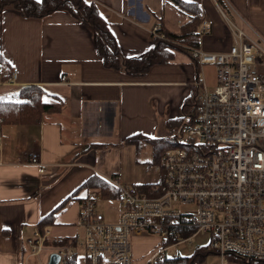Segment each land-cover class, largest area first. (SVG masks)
<instances>
[{
  "label": "crops",
  "instance_id": "0c3cea01",
  "mask_svg": "<svg viewBox=\"0 0 264 264\" xmlns=\"http://www.w3.org/2000/svg\"><path fill=\"white\" fill-rule=\"evenodd\" d=\"M89 1L107 21L124 58H140L153 48L155 28L160 34L178 33L187 21L166 0ZM183 1L198 4L202 23L207 22L206 32L200 27L198 49L203 52L226 53L238 44L231 24L264 39V0ZM0 55L16 72L15 80L0 85V97L37 85L45 88L50 100L55 97L62 103L61 112L44 115L38 124L1 128L0 264H33L28 240L52 213L49 246L80 234L81 202L90 190L83 185L92 176L149 185L152 179L140 167L142 149L127 140L176 137L182 121H187L188 101L204 90L211 93L217 83L216 68L199 64L186 49L174 50L171 63L155 65L144 76L108 69L97 53L94 30L65 11L40 19L10 8L3 11ZM31 153L40 155L45 173L29 163ZM149 240L156 241L138 253L135 243ZM160 245L156 236H135L133 264H147ZM44 249L41 254L48 251L50 260L59 248ZM85 262L83 253L77 255L75 264ZM224 264L240 263L228 259Z\"/></svg>",
  "mask_w": 264,
  "mask_h": 264
},
{
  "label": "built area",
  "instance_id": "2783aa9c",
  "mask_svg": "<svg viewBox=\"0 0 264 264\" xmlns=\"http://www.w3.org/2000/svg\"><path fill=\"white\" fill-rule=\"evenodd\" d=\"M231 27L238 44L228 52H191L199 64L216 68L217 83L200 95L194 125H183L174 137L180 146L161 156V182L146 189L109 179L119 191L116 223L99 211L101 192L89 190L80 207L82 232L75 247L58 249L59 264L81 253L86 264H133L132 240L144 235L161 239L147 263L157 264L168 249L198 234L208 236L206 249L222 264L264 261V39ZM207 28L204 21L202 32ZM152 32L165 39L158 28ZM29 163L45 173L38 153H31ZM188 206L196 211L182 210ZM188 231L193 234L186 236ZM49 236L34 231L28 240L33 255L44 250Z\"/></svg>",
  "mask_w": 264,
  "mask_h": 264
},
{
  "label": "trees",
  "instance_id": "16d2710c",
  "mask_svg": "<svg viewBox=\"0 0 264 264\" xmlns=\"http://www.w3.org/2000/svg\"><path fill=\"white\" fill-rule=\"evenodd\" d=\"M166 1L170 2L183 17H186L187 21L181 26L178 33L164 32L165 39L156 38L153 48L140 58H124L114 35L109 30L107 21L101 15L96 4L89 0H1L0 16L3 11L9 8L19 12L26 18L39 19L59 11L68 12L80 23L94 30L97 53L106 68L124 70L131 76H144L155 65L171 63L173 61L174 50L186 49L192 57V50H196L199 47L200 27L202 24V10L200 6L196 3H189L183 0ZM13 72L14 69H12L8 60L0 55V85L10 83ZM199 97L200 95H196L188 101L184 109V118H187V121H182L181 124L189 127L194 125L198 117ZM61 111L62 103L55 97L50 100L43 86L28 85L19 87L14 93L0 99V132L1 128L5 125L30 126L40 123L46 114H55ZM142 139L154 141L156 145H158L157 142L162 144L166 141L170 145L169 148L180 146L176 138L151 140L135 136L129 138L127 142L140 147L139 144ZM158 148H156L157 154L153 162L155 165L159 164L161 156L169 149H166L164 146H158ZM152 186L154 185L149 184L138 187L147 189ZM83 187L100 191L103 201H117L119 197L118 189L109 183L108 180L98 175L92 176ZM64 204L57 210L62 208ZM54 216L55 213H52L40 221L38 230L41 233L45 234L48 228L54 224ZM184 234L187 236L193 234V231H188ZM50 242V239H47L45 246H49ZM52 243L55 248H68L75 247L77 241L76 238H73L61 239ZM212 254L214 253L208 252L206 246H203L198 247L190 256L165 257L157 264H205L208 256ZM76 258L77 255L72 257L68 261V264H75ZM235 261L242 264H264V261L247 262L237 259Z\"/></svg>",
  "mask_w": 264,
  "mask_h": 264
},
{
  "label": "rangeland",
  "instance_id": "374dc122",
  "mask_svg": "<svg viewBox=\"0 0 264 264\" xmlns=\"http://www.w3.org/2000/svg\"><path fill=\"white\" fill-rule=\"evenodd\" d=\"M2 98L3 97H0V99H2ZM176 132H177L176 135L179 134L181 132V128L179 127L178 130H176ZM157 144L158 145H156V143L154 141H147L145 139L140 140V144H139L140 148L142 149L140 152V157H139V161L141 162L140 167L152 179L151 183H153V184L159 183L161 180V174L159 172H157L156 165L153 163L155 156L157 154L156 148H158V146H162V147L164 146V147H166V149L170 147V145L166 141H164V143H162V144L157 142ZM119 210H120V207H119V203L117 201H102L99 203V211L104 215L107 222L116 223L118 220ZM182 210L196 211V207H194V206L182 207ZM190 235H192V234H190ZM203 236L204 235H201V236L194 238L191 243L187 242L185 244H181L180 246L173 247L172 249H170L167 252L166 256L168 258H173L176 256H179V257L189 256L198 247L206 246L208 244L209 239L206 236H204V237ZM155 241L156 240L142 241V242H139L138 244L135 243L134 246H138L137 252L142 253V252H145L146 249L151 247L155 243ZM52 246H53V243H52V245L45 246V247H52ZM39 255H34L35 258H32L33 264H34V262H36V264H37V261H39V260L42 261L41 264H48L49 256H50L49 252L46 251L45 253H42L41 256H39ZM214 255L215 254L209 255L205 264H220L218 259H216V256H214ZM240 264H242V263H240Z\"/></svg>",
  "mask_w": 264,
  "mask_h": 264
},
{
  "label": "water",
  "instance_id": "95a60500",
  "mask_svg": "<svg viewBox=\"0 0 264 264\" xmlns=\"http://www.w3.org/2000/svg\"><path fill=\"white\" fill-rule=\"evenodd\" d=\"M60 261V255L57 253H54L48 262V264H59Z\"/></svg>",
  "mask_w": 264,
  "mask_h": 264
}]
</instances>
